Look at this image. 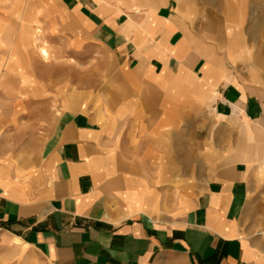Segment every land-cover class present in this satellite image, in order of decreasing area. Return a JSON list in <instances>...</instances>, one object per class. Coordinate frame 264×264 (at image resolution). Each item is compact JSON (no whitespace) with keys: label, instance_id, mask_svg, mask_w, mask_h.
<instances>
[{"label":"crops","instance_id":"obj_1","mask_svg":"<svg viewBox=\"0 0 264 264\" xmlns=\"http://www.w3.org/2000/svg\"><path fill=\"white\" fill-rule=\"evenodd\" d=\"M219 2L30 1L107 75L53 110L6 65L0 264H264V93L239 71L242 0ZM46 116L30 155L18 123Z\"/></svg>","mask_w":264,"mask_h":264},{"label":"rangeland","instance_id":"obj_2","mask_svg":"<svg viewBox=\"0 0 264 264\" xmlns=\"http://www.w3.org/2000/svg\"><path fill=\"white\" fill-rule=\"evenodd\" d=\"M30 1L0 0V97L10 98L11 93H14L10 91L3 78L6 65H25V63L32 66L33 72L30 74L33 73L34 79L39 82L34 86L43 89V94L48 98L47 102L51 103L53 110H56L59 98L73 95L76 89L81 87L83 92H88L89 89L82 83L90 76L97 80L99 91H102L107 75L104 68L107 58L89 57L87 51L75 49V46L71 44L68 32L59 34L54 31V37L50 36L49 25L42 24L44 22L43 13L40 11L39 14H36L33 5L30 7ZM219 1V4L226 2L227 5L228 2H233V0ZM13 3L15 8H13ZM242 3L243 28L241 33L245 40L243 47L246 50L241 58L239 71L243 79L250 80L254 77L264 93V0H242ZM220 8L223 11L222 6ZM26 20L33 21L34 24ZM24 23L30 25L27 26ZM36 28L41 31L40 41L37 45L32 40ZM228 33L233 38L236 37L234 39L236 43H242L238 36L239 32L229 31ZM42 46L48 49L49 60L47 61H44L39 55V47ZM57 69L60 72H57ZM28 96L30 97L29 91L27 94L18 95V97ZM44 119L40 123L33 122V127L29 120L18 123V132L30 130L41 132L39 137L33 139L31 148L33 152L29 153L30 155L36 153L40 141L42 142L45 137L43 132H47V127L52 121L50 116H46Z\"/></svg>","mask_w":264,"mask_h":264},{"label":"bare ground","instance_id":"obj_3","mask_svg":"<svg viewBox=\"0 0 264 264\" xmlns=\"http://www.w3.org/2000/svg\"><path fill=\"white\" fill-rule=\"evenodd\" d=\"M40 33H41V31L38 29V28H36V32H35V34L33 35V39L32 40H34V43L37 45L38 43H39V38H40ZM35 45V46H36ZM39 55L41 56V58L44 60V61H47V60H49V54H48V49L46 48V47H44V46H42V47H39Z\"/></svg>","mask_w":264,"mask_h":264},{"label":"built area","instance_id":"obj_4","mask_svg":"<svg viewBox=\"0 0 264 264\" xmlns=\"http://www.w3.org/2000/svg\"><path fill=\"white\" fill-rule=\"evenodd\" d=\"M0 231H1V229H0Z\"/></svg>","mask_w":264,"mask_h":264}]
</instances>
